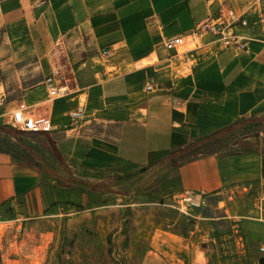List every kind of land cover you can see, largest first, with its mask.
Listing matches in <instances>:
<instances>
[{
	"label": "crops",
	"instance_id": "0c3cea01",
	"mask_svg": "<svg viewBox=\"0 0 264 264\" xmlns=\"http://www.w3.org/2000/svg\"><path fill=\"white\" fill-rule=\"evenodd\" d=\"M222 11L247 19L246 33L262 34L264 0H0L5 264H20L9 256L44 238L45 224L119 199L114 186L103 192L92 186L142 187L158 167L147 180L156 183L147 195L168 202L194 189L208 199L191 216L189 234L200 238V252L220 264H260L264 138L259 144L243 141L234 154L199 157L180 167L166 159L194 139L264 114V43L225 47L207 34L195 48L187 37L197 23ZM177 36L183 43L167 49L165 40ZM51 74L64 76L73 93L50 98L45 78ZM150 81L154 88L147 91ZM81 105L85 118L72 124L69 113ZM18 108L50 117L54 129H14L10 122Z\"/></svg>",
	"mask_w": 264,
	"mask_h": 264
},
{
	"label": "rangeland",
	"instance_id": "374dc122",
	"mask_svg": "<svg viewBox=\"0 0 264 264\" xmlns=\"http://www.w3.org/2000/svg\"><path fill=\"white\" fill-rule=\"evenodd\" d=\"M261 138L244 141L259 144ZM160 168L144 177L142 187L111 182L118 200L90 210L79 208L59 222L45 224L49 233L44 238L9 257L20 264H220L200 252V238L182 234L188 223L181 217L185 213L146 194L156 186L147 180ZM17 228H22L17 234L23 237L25 224ZM2 258L0 254V264H5Z\"/></svg>",
	"mask_w": 264,
	"mask_h": 264
},
{
	"label": "built area",
	"instance_id": "2783aa9c",
	"mask_svg": "<svg viewBox=\"0 0 264 264\" xmlns=\"http://www.w3.org/2000/svg\"><path fill=\"white\" fill-rule=\"evenodd\" d=\"M263 22L262 34L260 36L250 35L245 32L248 26L247 19L237 14H225L223 11L217 16L203 20L195 25L189 32L187 37L192 42L195 48L202 44L203 38L207 34H211L223 42L225 47H236L238 49H247L251 41H260L264 43V12L260 16ZM183 36H177L166 39L164 45L167 49L178 47L183 43ZM105 56H110V50H102ZM64 76L55 74L48 75L45 78V84L48 89L50 98L56 99L59 97L68 96L73 93V89L68 84H65ZM154 88L153 81L146 85V90L151 91ZM72 124H79L85 118L84 106H78L69 113ZM14 129L25 132H50L54 129L52 120L48 116L35 115L26 113L22 108H18L12 112L10 122ZM166 205L178 209L186 215L193 216V211L200 209L208 204V199L205 194L194 189H186L178 194H174L170 201L165 202ZM22 228L18 229L21 232ZM264 252V246L260 248Z\"/></svg>",
	"mask_w": 264,
	"mask_h": 264
},
{
	"label": "trees",
	"instance_id": "16d2710c",
	"mask_svg": "<svg viewBox=\"0 0 264 264\" xmlns=\"http://www.w3.org/2000/svg\"><path fill=\"white\" fill-rule=\"evenodd\" d=\"M251 137L264 138V114L241 118L235 123L225 126L211 134L194 139L183 147L173 150L166 159L169 162V166L180 167L199 157L210 155H217L220 157L234 154L237 152L242 142ZM147 169L148 168H145L138 172L137 175ZM125 178L126 177H120L116 179L122 180ZM104 187L105 185L101 184L99 186H92V189L99 192L106 190L112 191V185L109 184L107 188ZM193 223L194 220L191 218L188 220V223L183 224L182 234H188Z\"/></svg>",
	"mask_w": 264,
	"mask_h": 264
},
{
	"label": "water",
	"instance_id": "95a60500",
	"mask_svg": "<svg viewBox=\"0 0 264 264\" xmlns=\"http://www.w3.org/2000/svg\"><path fill=\"white\" fill-rule=\"evenodd\" d=\"M144 169H145V168H143L142 170H144ZM142 170H140V171H142ZM140 171H138V172H140ZM138 172H135V173L130 174V175H126V176H124V177L129 178V177L135 176V175H137ZM73 183H74L75 185H77V186H81V187H87V188L90 187V184H88V183H86V182H83V181L73 180ZM259 263H260V264H264V256H262V257L259 259Z\"/></svg>",
	"mask_w": 264,
	"mask_h": 264
}]
</instances>
